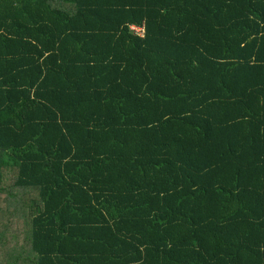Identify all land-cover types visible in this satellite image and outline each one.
I'll return each instance as SVG.
<instances>
[{
    "label": "trees",
    "instance_id": "trees-1",
    "mask_svg": "<svg viewBox=\"0 0 264 264\" xmlns=\"http://www.w3.org/2000/svg\"><path fill=\"white\" fill-rule=\"evenodd\" d=\"M1 204L0 264H264V0H0Z\"/></svg>",
    "mask_w": 264,
    "mask_h": 264
},
{
    "label": "rangeland",
    "instance_id": "rangeland-1",
    "mask_svg": "<svg viewBox=\"0 0 264 264\" xmlns=\"http://www.w3.org/2000/svg\"><path fill=\"white\" fill-rule=\"evenodd\" d=\"M1 211H0V239H5V241L1 242L0 249L5 248L7 251L4 255H7L10 251L11 246L16 245V241H20L23 235H26V230L24 225L21 222H18V219H13L8 215V209L5 205L1 204ZM0 254L3 255L1 252Z\"/></svg>",
    "mask_w": 264,
    "mask_h": 264
},
{
    "label": "built area",
    "instance_id": "built-area-1",
    "mask_svg": "<svg viewBox=\"0 0 264 264\" xmlns=\"http://www.w3.org/2000/svg\"><path fill=\"white\" fill-rule=\"evenodd\" d=\"M129 28L134 31L137 35L142 36L144 33L143 26L130 25Z\"/></svg>",
    "mask_w": 264,
    "mask_h": 264
}]
</instances>
